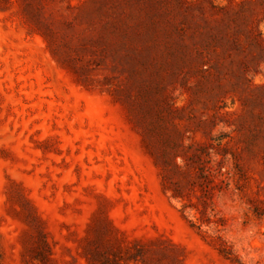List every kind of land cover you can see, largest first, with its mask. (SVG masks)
Wrapping results in <instances>:
<instances>
[{"label":"rangeland","instance_id":"374dc122","mask_svg":"<svg viewBox=\"0 0 264 264\" xmlns=\"http://www.w3.org/2000/svg\"><path fill=\"white\" fill-rule=\"evenodd\" d=\"M0 264H264V0H0Z\"/></svg>","mask_w":264,"mask_h":264},{"label":"trees","instance_id":"16d2710c","mask_svg":"<svg viewBox=\"0 0 264 264\" xmlns=\"http://www.w3.org/2000/svg\"><path fill=\"white\" fill-rule=\"evenodd\" d=\"M129 2V0H126V3H128ZM114 5V3H112V6ZM128 17H129V15H127ZM147 17H150V15H148ZM139 21H141V23H143V19H144V17H143V19L141 18H137ZM117 43H118V41L117 40H113L112 39V41L110 42V46H111V48H113V49H115L116 47H117Z\"/></svg>","mask_w":264,"mask_h":264}]
</instances>
